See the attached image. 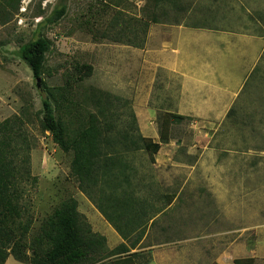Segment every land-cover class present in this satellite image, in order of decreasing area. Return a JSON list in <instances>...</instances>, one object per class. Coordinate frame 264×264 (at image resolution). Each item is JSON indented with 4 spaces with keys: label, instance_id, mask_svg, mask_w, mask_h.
<instances>
[{
    "label": "rangeland",
    "instance_id": "rangeland-1",
    "mask_svg": "<svg viewBox=\"0 0 264 264\" xmlns=\"http://www.w3.org/2000/svg\"><path fill=\"white\" fill-rule=\"evenodd\" d=\"M61 6L66 7L65 15L55 24L46 23L53 10ZM8 7L1 4L0 10H8ZM261 11H264V0H174L164 5H156L152 0H19L17 13L10 20H5L2 13L0 124L17 117L30 145V171L36 180L24 189L34 219L30 237L59 203L70 198L77 201L78 212L92 231L97 227L95 217L99 218L93 206L79 194L70 175L71 153H64L49 133L40 128L42 86L62 94L56 96L61 102L55 115L69 124L71 131L78 123H87L89 114L94 111L92 95L95 91L126 102L118 109L123 118L128 109L133 110V98L137 93H142L144 87L145 94L149 93L148 84L143 86L137 82L136 75L145 79L137 74L130 52L132 48L144 47L148 30L154 25L152 21L167 26L229 29L246 24L248 13L254 15ZM143 26L148 27L145 37ZM39 36L50 42V50L37 83L18 57V50ZM164 87L154 85L152 91L154 96L158 92L162 95L163 104L157 113L158 127L169 111L168 106L164 108ZM145 109L141 110V115L148 120ZM192 133L188 121L170 126L169 137L179 145L177 149L160 146L152 162L159 166L156 168L158 174L154 169L150 174L162 176L163 192L176 191L173 183L180 184L176 194L186 183L190 189L201 186L197 189L200 199L197 205L191 206L181 204L179 199L160 213L154 225L150 222L147 229L152 231L151 239L163 246L140 254L131 263L217 264L220 255L235 251L237 259L252 258L254 264H264V157H249L247 163L232 158L223 160L222 164L234 166L230 172L207 173L209 169H204V173L188 174L184 169L175 170V163H178L175 158L181 155L180 158L186 160L183 155L187 148L198 152V142L190 139ZM149 155L144 152L136 156V166H145V169L138 168L139 173L150 170L153 158ZM186 157L192 164L197 160L196 156ZM214 162L212 158L203 163L212 165ZM212 181L221 182L214 184ZM187 206L186 215L183 211ZM106 246L108 250L115 248L107 243ZM5 264L20 263L10 256Z\"/></svg>",
    "mask_w": 264,
    "mask_h": 264
},
{
    "label": "trees",
    "instance_id": "trees-1",
    "mask_svg": "<svg viewBox=\"0 0 264 264\" xmlns=\"http://www.w3.org/2000/svg\"><path fill=\"white\" fill-rule=\"evenodd\" d=\"M156 5L174 0H152ZM5 20L17 13L19 0H0ZM66 7L54 9L46 23L55 24L65 15ZM3 22V21H2ZM157 24L156 21H152ZM144 28V37L147 26ZM145 40V38H144ZM142 40L143 42H145ZM140 48V47H138ZM50 42L43 36L21 46L18 57L34 79L44 70ZM88 72L91 68L88 67ZM40 128L64 152L71 153L70 175L77 190L94 206L124 243L108 250L106 238L94 233L85 217L78 212L73 198L59 203L30 237L34 219L27 205L25 185L35 183L30 171V145L21 131L17 117L0 124V264L12 258L20 264H132L142 253L133 252L143 239L148 223L175 198L163 193L165 203L159 208L141 198L152 190V169L141 171L135 163L138 154L149 153L154 162L160 144L169 141V127L190 119L167 114L160 124L159 143L143 138L130 108L121 118L119 106L126 102L102 91L92 95L94 111L87 123L71 131L69 124L56 117L59 98L54 90L42 86ZM46 93V94H45ZM115 102L118 106H115ZM127 108V107H126ZM233 110H230L228 116ZM143 152V153H142ZM152 153V154H151ZM234 264H254V259H236Z\"/></svg>",
    "mask_w": 264,
    "mask_h": 264
},
{
    "label": "crops",
    "instance_id": "crops-1",
    "mask_svg": "<svg viewBox=\"0 0 264 264\" xmlns=\"http://www.w3.org/2000/svg\"><path fill=\"white\" fill-rule=\"evenodd\" d=\"M247 15L246 24L229 29L154 24L148 30L144 47L132 48L130 52L137 74L145 79L136 75L137 82L149 85L148 95L144 87L143 92L133 98L134 115L142 137L159 143L157 113L163 101L160 92L153 95L154 85L165 86L164 108H169L166 114L190 119L188 122L193 129L190 139L198 142L199 147L193 146L198 152L187 148L183 155L186 160H182L181 155L179 159L175 158L176 161L174 159L178 162L175 163V170L184 169L188 174L194 171L204 173V169H209L207 173L230 172L234 166L222 164L223 160L232 158L247 163L249 157H264V11ZM162 77L172 82H165ZM142 109L147 110L148 120L142 117ZM230 110L233 112L228 116ZM177 144L169 137L168 143L160 146L177 149ZM188 155L197 157L194 164L188 161ZM212 158H215L212 165L203 163ZM158 167L152 165V172L154 169V173L158 174ZM221 181L212 182L217 184ZM161 183L162 176L155 175L152 190L141 194V198L150 197L155 208L165 203L162 194L166 192L161 190ZM224 183L229 184L228 181ZM179 185L173 183L176 191L166 193H175V198L166 208L179 199L183 205H197L200 199L197 189L201 186L190 191L186 183L176 194ZM187 188L190 190L186 191ZM188 206L183 211L186 215ZM93 209L99 217H95L97 227L93 228V232L105 237L110 248L124 243L94 206ZM161 214L150 221L152 225ZM151 233L147 229L137 248L131 252L150 253L154 248L163 246L151 239ZM236 259L235 251L233 254L228 252L220 255L216 263L234 264Z\"/></svg>",
    "mask_w": 264,
    "mask_h": 264
},
{
    "label": "water",
    "instance_id": "water-1",
    "mask_svg": "<svg viewBox=\"0 0 264 264\" xmlns=\"http://www.w3.org/2000/svg\"><path fill=\"white\" fill-rule=\"evenodd\" d=\"M36 81H37V83H38L39 79H37Z\"/></svg>",
    "mask_w": 264,
    "mask_h": 264
}]
</instances>
